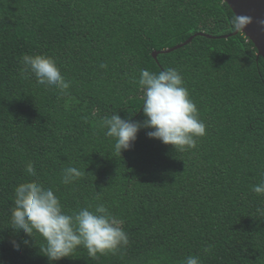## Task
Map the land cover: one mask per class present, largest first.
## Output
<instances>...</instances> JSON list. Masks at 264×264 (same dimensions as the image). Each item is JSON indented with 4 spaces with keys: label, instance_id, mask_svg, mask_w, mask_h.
Instances as JSON below:
<instances>
[{
    "label": "trees",
    "instance_id": "1",
    "mask_svg": "<svg viewBox=\"0 0 264 264\" xmlns=\"http://www.w3.org/2000/svg\"><path fill=\"white\" fill-rule=\"evenodd\" d=\"M235 29L223 0H0V264H264Z\"/></svg>",
    "mask_w": 264,
    "mask_h": 264
},
{
    "label": "water",
    "instance_id": "2",
    "mask_svg": "<svg viewBox=\"0 0 264 264\" xmlns=\"http://www.w3.org/2000/svg\"><path fill=\"white\" fill-rule=\"evenodd\" d=\"M230 8L236 18V29L233 33L223 35L217 38H228L236 35L238 32L244 34L249 39L257 51V57L264 60V0H223ZM194 36H206L203 33H197L189 37L186 41L178 44L170 49L159 52H152L155 58L159 53H169L186 44H188Z\"/></svg>",
    "mask_w": 264,
    "mask_h": 264
}]
</instances>
